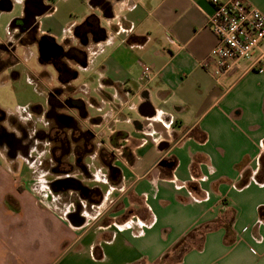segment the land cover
Listing matches in <instances>:
<instances>
[{
    "label": "crops",
    "instance_id": "crops-1",
    "mask_svg": "<svg viewBox=\"0 0 264 264\" xmlns=\"http://www.w3.org/2000/svg\"><path fill=\"white\" fill-rule=\"evenodd\" d=\"M249 1L264 13V0ZM21 2L23 14L0 41L17 40L9 35L29 10L28 0ZM11 3L0 0V13ZM42 3L18 40L28 41L15 51L26 43L39 49L43 36L61 45L47 60L39 53L43 66L56 69L47 77L57 75L60 89L82 104L94 132L103 130L102 140L121 157L106 169L111 183L82 187L85 198L99 188L92 200L107 210L86 217L45 206L31 191L40 168L31 161L36 149L8 148L6 158L0 146V264H264V67L249 69L252 62L242 60L218 72L211 0ZM86 28L94 30L88 44L80 35ZM263 51L264 41L255 56ZM9 54L0 53L1 70L12 75L17 59L9 64ZM91 68L99 79L74 88ZM59 86L51 88L61 93ZM80 90L86 95L77 99ZM91 105L103 114L91 115ZM58 106L49 95L35 108L48 109L56 132L69 136ZM57 174L48 179L54 189L72 187Z\"/></svg>",
    "mask_w": 264,
    "mask_h": 264
},
{
    "label": "rangeland",
    "instance_id": "rangeland-1",
    "mask_svg": "<svg viewBox=\"0 0 264 264\" xmlns=\"http://www.w3.org/2000/svg\"><path fill=\"white\" fill-rule=\"evenodd\" d=\"M11 1V4L14 5L13 9L0 13V40L7 39L11 22L14 18L23 14L24 11L25 6L21 0ZM53 1L49 0L50 3ZM79 19L84 20L80 16ZM18 32L19 29H15L13 33L11 32L9 39L13 40V34ZM28 37L25 40L12 42L9 50L10 56L6 58L9 59V64L14 63L17 59L15 68L19 73L14 72L11 75V71L7 70L4 72L1 70V68L5 67V64L0 65V117L3 113L6 115L4 119L0 118V130L3 129L6 132L14 133L21 143H27V138H35V142L38 140V147L35 148L38 160L36 161L37 165H33H36L37 168L40 167L39 169H42V171L38 169V171L34 172L35 182L31 186V191L45 202V206H56L59 211H62L64 207H70L76 212L80 211L86 217L106 215L107 210L102 209L97 204L100 200L97 202L92 200L100 196L99 188L94 187L92 188L93 190H88V193L90 192V197L88 198H85L81 191H84L82 187L86 183L88 185L100 184L103 181L111 183L109 178L111 173L108 174L106 169L121 157V152L113 148L109 143L106 142L105 144V141L102 140L104 138L103 130L94 132L95 130L88 122L90 117L87 113L85 114L84 110H81L82 104L71 100L70 92L64 93L60 89L61 85L59 86L57 75L53 79L47 77V72L55 75L56 69L53 65L47 64L43 66L40 63L38 58L39 49L36 43L20 45L15 51L16 44L27 42ZM98 70V68L96 70L91 68L82 71L80 78H75V81L71 84L77 89L83 87L89 80L99 79ZM57 86L62 91L61 93L51 88H56ZM91 89H94V87H91ZM95 92L98 93L97 91ZM49 95L51 99L60 103V106L57 109L54 107V110H61L63 116L73 118L72 123L66 127L70 128L69 136L59 135V132H56L57 122H55L53 114L48 109L35 108V106L47 104ZM61 95L65 97H61ZM85 95L86 92L80 90L75 92L73 96L78 99ZM92 95L96 96L94 93ZM88 108L91 115L103 114V110L100 107L91 105ZM51 110L54 111L53 109ZM80 111L82 112L80 113ZM123 122L129 123L128 121ZM90 131L97 133L94 138ZM70 148L72 153L69 156ZM1 151L6 158H9L7 155L8 146L7 148L1 146ZM69 162L71 163L70 165ZM12 168L15 169L14 164ZM54 169L56 170L54 171ZM56 171L60 173L56 176L67 178L72 187L61 190L54 189L48 179L54 178L53 174H56ZM44 178H47V181H44ZM18 180L20 181V178ZM36 183L40 185L38 189L34 186ZM45 184L46 187L43 188L42 186ZM48 198H50V202ZM92 201L93 204H91ZM96 204L98 208L94 207ZM109 205L110 203L106 206V209H108Z\"/></svg>",
    "mask_w": 264,
    "mask_h": 264
},
{
    "label": "built area",
    "instance_id": "built-area-1",
    "mask_svg": "<svg viewBox=\"0 0 264 264\" xmlns=\"http://www.w3.org/2000/svg\"><path fill=\"white\" fill-rule=\"evenodd\" d=\"M214 11L208 25L218 38L211 51L219 73L232 71L240 61L250 60L249 69L264 67V13L249 0H211Z\"/></svg>",
    "mask_w": 264,
    "mask_h": 264
},
{
    "label": "flooded vegetation",
    "instance_id": "flooded-vegetation-1",
    "mask_svg": "<svg viewBox=\"0 0 264 264\" xmlns=\"http://www.w3.org/2000/svg\"><path fill=\"white\" fill-rule=\"evenodd\" d=\"M42 1L43 0H28L29 10L26 11V14L24 16L25 18L21 19V21L17 24L19 28V32L13 34L17 40L22 38L24 33L28 32L29 28L35 25L36 15L40 14L39 11L44 8ZM92 32H94V30L92 29L89 28L83 29L80 33L81 42L84 44L90 43V33ZM11 43L12 42L10 41L9 42L0 41V48H1V44H4L6 46L5 50L2 52H7L8 50H10ZM61 55L70 56L71 54L69 55L68 52L62 51ZM5 117H6L5 113H3V115L0 118L4 119ZM57 119L58 122L62 125V127H64L63 130H65V128L68 127V124L72 123L73 121L72 117H66V116H59ZM62 132L65 134V131ZM35 140H36L35 138H27V143L26 142L21 143L20 139H18V137H16L14 133L6 132L3 129L0 130V146L6 148L8 146L9 149L11 148L14 150L15 154H17L19 151L23 154H28L29 150L38 147V143H37L38 140L37 142H35ZM4 142L7 146L4 144ZM37 160H38L37 158L31 157L32 162L36 163Z\"/></svg>",
    "mask_w": 264,
    "mask_h": 264
},
{
    "label": "water",
    "instance_id": "water-1",
    "mask_svg": "<svg viewBox=\"0 0 264 264\" xmlns=\"http://www.w3.org/2000/svg\"><path fill=\"white\" fill-rule=\"evenodd\" d=\"M61 45L53 42L50 37L43 36L39 41V53L43 60H47L52 54L59 53Z\"/></svg>",
    "mask_w": 264,
    "mask_h": 264
},
{
    "label": "trees",
    "instance_id": "trees-1",
    "mask_svg": "<svg viewBox=\"0 0 264 264\" xmlns=\"http://www.w3.org/2000/svg\"><path fill=\"white\" fill-rule=\"evenodd\" d=\"M95 1H96V0H93V2H95ZM5 48H6V46H5L4 44H1L0 53H1L2 51H4ZM7 52L10 53L9 50H8ZM0 58H1V55H0ZM1 62H2V60H0V63H1ZM2 63H4V62H2ZM4 64L6 65V62H5Z\"/></svg>",
    "mask_w": 264,
    "mask_h": 264
}]
</instances>
